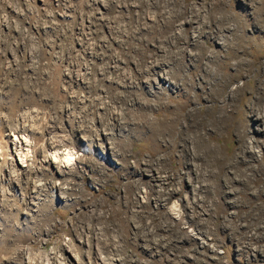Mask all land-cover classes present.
Here are the masks:
<instances>
[{
    "label": "rangeland",
    "instance_id": "1",
    "mask_svg": "<svg viewBox=\"0 0 264 264\" xmlns=\"http://www.w3.org/2000/svg\"><path fill=\"white\" fill-rule=\"evenodd\" d=\"M98 1L0 0V264H88L86 242L119 264H264V0ZM200 51L203 63L227 62H213L206 81ZM153 70L193 75L184 82L200 96L186 108L197 119L228 104L249 150L226 123L201 133L224 159L238 151V165L216 177L202 151L192 159L191 140L174 143L184 82L159 89ZM15 133L31 156L23 173L7 171ZM51 144L75 152V176L41 162Z\"/></svg>",
    "mask_w": 264,
    "mask_h": 264
},
{
    "label": "bare ground",
    "instance_id": "2",
    "mask_svg": "<svg viewBox=\"0 0 264 264\" xmlns=\"http://www.w3.org/2000/svg\"><path fill=\"white\" fill-rule=\"evenodd\" d=\"M54 1L58 4L60 3V0H54ZM99 2H101V0H99L98 3ZM96 3H97V1H96ZM63 16H68L67 12H64ZM219 30L220 29H217L215 32H210L209 34L210 35L211 34L217 35ZM234 38H235V35H234ZM201 51L198 53L197 56H194V60H193L194 62L193 63L195 66V71L197 73H199L198 71L204 72L203 77L205 79L204 81H206L208 76L211 75V73L213 72V69L211 67L213 62H215L217 66L220 65V62L222 65H226L227 62L223 61V60L222 61L221 60L216 61L215 60L216 54H215L214 56H210L207 59L206 63H203L202 61H203V59L206 58V56ZM211 54H213V52ZM228 54L229 55L224 56L225 59H231L234 55V54H232V52L231 53L228 52ZM241 64H242V62H241ZM241 64H240V66H241ZM163 66H165V64L163 65V64L157 62L153 65V69L154 70L157 68L163 69ZM238 66L239 65L237 63L234 64L235 68H238ZM153 73L160 76L159 81L154 79V81H155V83L159 89H163V88H165L164 86L169 85V82H167V81H169V79H171V78H175L176 80H180L182 82L187 80L191 85H193V75L188 76V75H185L183 73L179 75L178 73H176V70H167V71L163 70V74H158V72H156V71H154ZM259 74L264 76V71L257 72L256 76H259ZM75 80L80 81L78 78ZM80 82H82V81H80ZM229 83H230V81H227L223 85V87H226V86L228 87ZM134 85H135L134 81H129L124 87L133 88ZM179 85H180L178 88L179 91L177 93H180L181 92L180 90L185 91L184 95H186V96H184V99H186V103H183L182 105H178L176 110H175L178 116L176 117L175 120H172V122L174 123L173 127L175 125L182 123L181 124L182 129L179 130L176 139L174 138V143L177 144L179 140H181V141H183V140L184 141H190L191 140L193 143V146H194L192 149V152H190L192 155L191 156L192 159L197 160L203 154V157L206 160V163L208 166H212V165L218 166V172L216 174L217 175L216 177L222 176V173H223L224 169L226 168V166L238 165V162H236L234 160L237 159L236 157L239 156V153H237L238 151L236 153H233V155H230V157L228 159H224V158L220 157L221 155H219V153L216 151V149L214 147H212V145L210 144V142H211L210 136L207 138L206 135L201 133V131H202L201 129L203 128V130H207V128H208L211 131H213L215 135H218L217 132L220 130L221 126H223L224 123H226V126L229 125L230 127H233L235 129V131H238L237 133L240 134V135H238L240 138V145L238 146V149L243 150V151L245 149L247 150L249 148V145L247 143V138H246L247 137V134L245 132L246 130H243V129L240 130V128L237 126V123L235 124L233 121L229 120V118H230L228 116L229 106L224 101L213 102V104L210 107L201 108V112H204V110L207 111L205 113H207L208 118L205 119V121H202L201 119H197V117H195L196 115L194 113L195 110H187L186 106L189 103H192L193 99H198V97L200 95L194 94L192 96L191 93L188 92V90H187L188 83L184 82V84L181 83ZM240 91H241V89H240ZM230 92H232V94L234 96L236 95L235 89H232ZM232 98H233V96H232ZM168 102H172L171 97L168 98ZM104 108H105V106L101 105L100 109L103 110ZM255 112L257 113L256 116H257L258 120H260V119L264 120V110L258 109ZM216 113H218L220 115L216 116L217 115ZM230 113H232V112L230 111ZM245 113H247V112H244V115H245ZM245 117H246V115H245ZM191 118H195V119L192 122H188V120ZM117 119L118 118H114V121H117ZM182 120H183V122H182ZM175 122H176V124H175ZM104 134H105V138H103L102 141L103 140L104 141L109 140V138L111 136L109 137V134H107L106 132H104ZM19 135H20V133L8 135L9 136L8 141L10 143V149H11V151H10L11 157L9 158L10 159V162H9L10 167H9V169H7L8 173L11 172V170L14 167L16 168V166H18V165L20 166V167H18V168H20L19 171H21V173L25 172V170L28 168V165H29L27 162L29 160H31L30 159L31 156L29 155V152L26 153L25 150H23V148H21V146L19 147V145H22L23 140H24V138L22 137V134H21V136H19ZM24 143H25V141H24ZM51 145H52V149H53L52 154L44 157V160H42L41 162L46 164V166H48V167H50L51 165L53 167V163H54V170L53 171L56 174H58L59 176H61L62 178H66V177L69 178L71 176H75L76 171L73 170L74 169L73 165H75L76 162H78L77 159H79V158L73 157L75 152H73V150H71V149L70 150L65 149L64 150L65 153H63V152L59 153L57 146L53 145V144H51ZM26 146H29V145H26ZM110 149L113 150L114 154L116 153V151H114L113 147H111ZM199 151H202L201 155H200ZM103 152H106L105 149L103 150ZM86 166L89 167L90 171H96V168L92 167L91 165H86ZM200 170L201 169L198 168L197 171L199 172ZM199 174H200V172H199ZM151 176H152L151 177L152 180H156L157 182L162 181V178H160L159 176H155V175H151ZM247 180H249V178H247ZM51 186H52V188L57 190L55 183H54V185L51 184ZM65 193L66 192H62V194H63L62 198L65 202H67L71 198H69L68 195L66 196L67 193L66 194ZM173 193H178V192H177V190H174V192H172L171 194H173ZM60 194H61V192H60ZM41 196H43V195H41L39 193V191H34L33 195L30 196V198H29L30 200L28 203L30 212H34V213L37 212L36 209L41 204V201L44 200V198ZM142 198H144V197H142ZM154 201L156 203H159V205H161V202L163 200L161 198L160 199L156 198V199H154ZM250 227H251V225L248 226V228H250ZM162 228H164V227H162ZM93 233H94V240H97L98 239L97 238L98 233H96L95 231ZM86 246L92 250V258H93V259H90L88 264H119L118 260H115V259L114 260L113 259L108 260L107 257L105 258V256L103 255L102 249L98 246L97 243L90 245L88 242H86ZM78 263H80V262H78Z\"/></svg>",
    "mask_w": 264,
    "mask_h": 264
}]
</instances>
